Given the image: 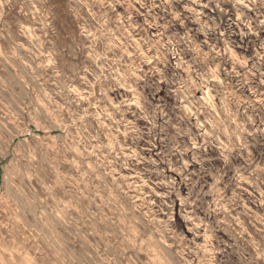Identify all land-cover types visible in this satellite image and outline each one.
Instances as JSON below:
<instances>
[{
	"label": "rangeland",
	"instance_id": "1",
	"mask_svg": "<svg viewBox=\"0 0 264 264\" xmlns=\"http://www.w3.org/2000/svg\"><path fill=\"white\" fill-rule=\"evenodd\" d=\"M0 264H264V0H0Z\"/></svg>",
	"mask_w": 264,
	"mask_h": 264
}]
</instances>
